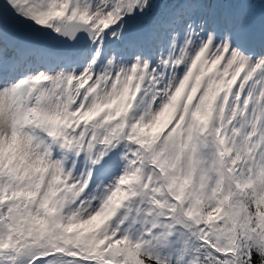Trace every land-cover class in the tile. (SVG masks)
<instances>
[{"label": "snow or ice", "instance_id": "obj_1", "mask_svg": "<svg viewBox=\"0 0 264 264\" xmlns=\"http://www.w3.org/2000/svg\"><path fill=\"white\" fill-rule=\"evenodd\" d=\"M0 264H264V0H0Z\"/></svg>", "mask_w": 264, "mask_h": 264}]
</instances>
